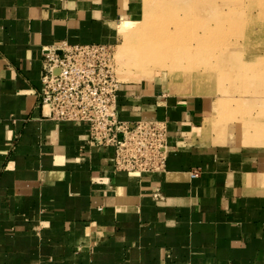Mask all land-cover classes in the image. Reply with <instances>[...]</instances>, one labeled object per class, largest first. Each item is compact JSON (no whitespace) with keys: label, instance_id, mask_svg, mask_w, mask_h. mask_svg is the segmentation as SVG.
<instances>
[{"label":"crops","instance_id":"1","mask_svg":"<svg viewBox=\"0 0 264 264\" xmlns=\"http://www.w3.org/2000/svg\"><path fill=\"white\" fill-rule=\"evenodd\" d=\"M142 9L0 0V264H264V144L218 140L212 98L122 82L120 120L168 124L158 173L115 170L89 123L42 112L43 48L114 44Z\"/></svg>","mask_w":264,"mask_h":264},{"label":"rangeland","instance_id":"2","mask_svg":"<svg viewBox=\"0 0 264 264\" xmlns=\"http://www.w3.org/2000/svg\"><path fill=\"white\" fill-rule=\"evenodd\" d=\"M110 45L122 82L208 96L218 140L264 144V0H143Z\"/></svg>","mask_w":264,"mask_h":264},{"label":"built area","instance_id":"3","mask_svg":"<svg viewBox=\"0 0 264 264\" xmlns=\"http://www.w3.org/2000/svg\"><path fill=\"white\" fill-rule=\"evenodd\" d=\"M42 86L38 98L43 114L55 120L90 125L89 143L114 148L115 170L158 173L167 169L168 124L163 120L118 118V91L112 45L91 43L43 48ZM199 176L197 170L191 177ZM154 198H161L155 189Z\"/></svg>","mask_w":264,"mask_h":264},{"label":"bare ground","instance_id":"4","mask_svg":"<svg viewBox=\"0 0 264 264\" xmlns=\"http://www.w3.org/2000/svg\"><path fill=\"white\" fill-rule=\"evenodd\" d=\"M164 44H165V43H164ZM115 55H116V54H115ZM141 56H142V55H141ZM141 56H140V57H141ZM138 58H139V57H138ZM144 59H145V58H144ZM150 59H151V58H150ZM150 59H149V60H150ZM145 61H146V59H145ZM179 66H180V65H179ZM179 69H181V67H180V68L178 67L176 70H178L180 73H183V74H184V73L187 72V71L182 72V71H180ZM193 74H194V73H193ZM183 91H184V90H183Z\"/></svg>","mask_w":264,"mask_h":264}]
</instances>
